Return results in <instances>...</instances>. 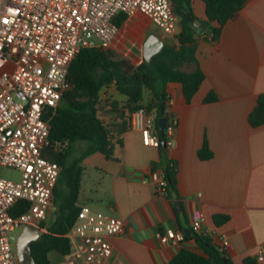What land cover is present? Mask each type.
Here are the masks:
<instances>
[{"label": "crops", "instance_id": "1", "mask_svg": "<svg viewBox=\"0 0 264 264\" xmlns=\"http://www.w3.org/2000/svg\"><path fill=\"white\" fill-rule=\"evenodd\" d=\"M192 9L202 22L204 2L192 0ZM125 24L143 38L142 47L151 33L165 43L172 38L178 43L140 12L127 17L120 30ZM120 30L110 49L118 47ZM196 41L204 80L189 102L181 84H167L164 117L175 127L172 143L164 150L147 144L143 132L130 127L126 97L114 83L99 93L113 99L103 98L101 105L107 110L103 121L112 122L114 158L100 152L83 157L76 204L123 220L122 232L110 238L112 254L104 264H167L182 246L196 249L192 239L162 243L157 237L169 229L185 236L196 210L203 213L202 228L211 233L213 244L220 235L228 240L226 253L233 264H243L247 257L257 260L258 250L263 259L257 261L264 264V125L253 127L248 121L258 95L264 93V0H249L223 25L217 39L203 31L197 32ZM142 60L140 56L137 62ZM210 92L216 100L206 102ZM97 114L100 117V110ZM150 114L155 118L154 111ZM204 141L212 154L207 159L198 156ZM171 162L176 188L158 194L154 174ZM216 214L228 218L216 225ZM48 256L52 264L62 258L55 251Z\"/></svg>", "mask_w": 264, "mask_h": 264}, {"label": "built area", "instance_id": "2", "mask_svg": "<svg viewBox=\"0 0 264 264\" xmlns=\"http://www.w3.org/2000/svg\"><path fill=\"white\" fill-rule=\"evenodd\" d=\"M136 12L165 34L179 32L171 0H0V166L21 173L19 181L0 177V264L19 262L12 243L15 230L29 224L46 231L60 174V165L47 153V112L72 86V60L85 48L110 49L120 30L116 17ZM128 116L130 127L141 130L147 144L160 145L150 113L140 108ZM174 127V121L166 124V145L172 143ZM154 179V191L166 194L164 171ZM203 220V213L194 211L190 228L212 239ZM122 229L121 218L81 205L66 234L70 251L59 264H104L112 254L110 238ZM157 237L162 243L180 242L184 233L169 229ZM228 245L220 235L218 250ZM256 258L263 259L262 250Z\"/></svg>", "mask_w": 264, "mask_h": 264}, {"label": "trees", "instance_id": "3", "mask_svg": "<svg viewBox=\"0 0 264 264\" xmlns=\"http://www.w3.org/2000/svg\"><path fill=\"white\" fill-rule=\"evenodd\" d=\"M175 14L179 19L177 44L165 43L160 52L149 61L143 59L133 64L126 58H118L113 49L85 48L74 57L69 68L72 86L63 93L61 105L47 112L50 125V146L48 155L60 165V174L54 188L53 203L56 205V217L46 227L38 240L31 242L32 254L36 264H52L49 253L55 251L64 255L70 251L67 233L75 221L79 205L76 204L81 179L79 162L84 156L100 152L107 158H114L113 133L97 114V103L101 89L114 82L117 91L126 97L128 113L143 108L147 113L155 112L154 124L159 133L158 119L165 116L166 86L170 82L181 84L187 102L198 90L204 80L196 57V27L189 21L187 14L193 13L192 0H171ZM205 4V19L202 23L208 28L212 40L220 35L223 25L235 19L249 0H201ZM120 14L115 23L120 27L127 19ZM195 17V16H194ZM196 18V17H195ZM184 64L190 69L182 68ZM216 100L213 92L206 102ZM163 103V109L160 105ZM248 121L251 126L264 125V93L258 95ZM169 122H167V125ZM167 138V135L165 136ZM85 142L87 147L80 159L70 156L73 144ZM57 145V147H56ZM161 149V145H159ZM207 141L198 151L201 159L211 157ZM167 182L166 193L176 188V166L171 162L164 168ZM61 187V188H60ZM24 209L26 205H20ZM226 215L216 214V225L227 220ZM186 234V240L192 239L196 245H187L170 259L167 264H233L226 251L218 250L208 236ZM17 264H20L19 262ZM243 264H259L253 257L244 259Z\"/></svg>", "mask_w": 264, "mask_h": 264}, {"label": "rangeland", "instance_id": "4", "mask_svg": "<svg viewBox=\"0 0 264 264\" xmlns=\"http://www.w3.org/2000/svg\"><path fill=\"white\" fill-rule=\"evenodd\" d=\"M159 31L161 32V30H159ZM120 34L123 35V37H122L120 43L118 44V47L114 48L116 56L118 58H126L130 62H132L133 64H139L140 62L138 63L137 60H139L140 56L143 58V55H140V54L136 55L133 51L135 50V51H138L139 53L141 51H143V47H142L143 38L138 39V35L136 34V32L132 31L131 27L127 24H125L123 26V28L120 30ZM170 44L176 45V43L173 41V38L170 39ZM182 68L185 70H188V69H190V66L187 64H184L182 66ZM99 98H101V99H99ZM99 98H98V103H97V110H100V117L103 121V120H105V112L107 110L103 109V105H101L102 101H103L102 99L106 98L107 100H112V101H113V99L111 97H108V95H102V97H101V95H99ZM61 103H62V101L59 102V105H61ZM111 124H112L111 121H108L107 123H105V125L107 127H110ZM86 147H87V145L85 142H77V143L73 144V149H72L71 156H70L69 160L71 161L72 159H80L81 158L80 153L83 152L86 149ZM0 177L7 178V179H10L13 181H19L21 178V173L18 169H15V168L7 167V166H0ZM80 201H81V198H78V203ZM56 209H57L56 205H55V203H53V209H52L47 221L45 222L46 227L51 225V223L55 219ZM20 232H21V229L15 230V232L13 233V236L17 237ZM12 243H13L14 248L16 249V247H15L16 240L12 241Z\"/></svg>", "mask_w": 264, "mask_h": 264}, {"label": "water", "instance_id": "5", "mask_svg": "<svg viewBox=\"0 0 264 264\" xmlns=\"http://www.w3.org/2000/svg\"><path fill=\"white\" fill-rule=\"evenodd\" d=\"M189 21L196 27L197 32L208 31V28L199 20L195 18L191 13L187 14ZM165 45V40L156 33H151L143 44V58L149 61L152 56L162 50ZM163 109V103L160 105ZM167 124V118L162 116L158 119L159 133L161 136L160 145L164 150L166 148L165 127ZM190 234V231L186 232ZM42 235V232L33 225H25L19 235L16 238V253L20 264H36L32 254L31 242L38 240Z\"/></svg>", "mask_w": 264, "mask_h": 264}]
</instances>
